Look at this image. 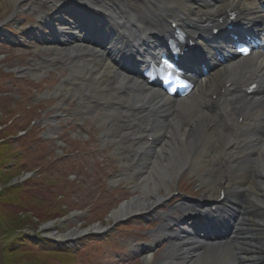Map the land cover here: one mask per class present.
<instances>
[{
	"label": "bare ground",
	"instance_id": "bare-ground-1",
	"mask_svg": "<svg viewBox=\"0 0 264 264\" xmlns=\"http://www.w3.org/2000/svg\"><path fill=\"white\" fill-rule=\"evenodd\" d=\"M21 1L3 0L9 18ZM34 8L38 22L22 35L49 59L33 66L69 68L64 92H81L83 110L105 123L102 138L122 165L113 183L123 180L140 192L112 219L155 215L173 181L189 173L203 191L159 216L152 239L168 242L161 263L264 264V56L229 58L228 45L209 38L208 26L221 30V17L235 12L239 30L264 34V0H53ZM170 24L194 44L192 69L196 59L205 65L192 72L194 89L182 99L140 74L165 50ZM151 248L143 247L146 262Z\"/></svg>",
	"mask_w": 264,
	"mask_h": 264
},
{
	"label": "rangeland",
	"instance_id": "rangeland-1",
	"mask_svg": "<svg viewBox=\"0 0 264 264\" xmlns=\"http://www.w3.org/2000/svg\"><path fill=\"white\" fill-rule=\"evenodd\" d=\"M28 1L41 7L53 0H23L11 18L0 0V264H165L168 242L152 239L159 216L182 197L197 200L200 181L183 173L155 215L112 219L140 192L123 180L113 183L122 165L113 143L102 138L105 123L83 110L81 92H64L69 68L33 66L49 54L22 35L38 22ZM18 220L22 227L10 228ZM11 230L22 235L20 242ZM74 233L79 240L63 245L72 252L64 256L57 239ZM150 244L146 262L143 247Z\"/></svg>",
	"mask_w": 264,
	"mask_h": 264
},
{
	"label": "trees",
	"instance_id": "trees-1",
	"mask_svg": "<svg viewBox=\"0 0 264 264\" xmlns=\"http://www.w3.org/2000/svg\"><path fill=\"white\" fill-rule=\"evenodd\" d=\"M4 139H5V138H4ZM4 139H3V144H5V143H4V142H5ZM3 144L0 146L1 148L4 146ZM4 190H5V188H3V189L0 190V192H2V193H0V194H1V195H0V199H2V198L4 199V197H3V195H4V194H3V191H4ZM7 222H8V221H5V223H7ZM12 227H13V229H17L18 227L21 228V227H22V224H21V222H20L19 220H18L17 222H13V221H12L11 224H10V228H12ZM14 231H15V230H11V232H10L9 234L12 235V237L15 236V237L13 238V239H15V241H16V239H17V240L20 242V241L22 240V239H21V236H22V235L19 236L20 234L12 233V232H14ZM18 238H19L20 240H19ZM1 241H2V240H0V243H1ZM34 243H35L36 245L38 244V242L33 241V244H34ZM40 245H41V244H40ZM40 245H39V246H40ZM44 245H45V244H44ZM43 247H44V246H43ZM49 247H50V245L48 244V246H47V247L45 246L44 248H49ZM4 248H7V246H4ZM59 250H60V252H61L64 256L72 255V252H70V251L67 249V247H65V248H60ZM52 252H54V251H52ZM15 253H16V252H14V253L11 254V255H14Z\"/></svg>",
	"mask_w": 264,
	"mask_h": 264
},
{
	"label": "water",
	"instance_id": "water-1",
	"mask_svg": "<svg viewBox=\"0 0 264 264\" xmlns=\"http://www.w3.org/2000/svg\"><path fill=\"white\" fill-rule=\"evenodd\" d=\"M80 237H84V235H82V234H81V236H80ZM69 241H71V240H69Z\"/></svg>",
	"mask_w": 264,
	"mask_h": 264
}]
</instances>
